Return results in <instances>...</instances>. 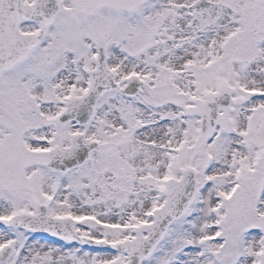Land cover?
Wrapping results in <instances>:
<instances>
[{
	"label": "snow or ice",
	"instance_id": "1",
	"mask_svg": "<svg viewBox=\"0 0 264 264\" xmlns=\"http://www.w3.org/2000/svg\"><path fill=\"white\" fill-rule=\"evenodd\" d=\"M0 264H264V0H0Z\"/></svg>",
	"mask_w": 264,
	"mask_h": 264
}]
</instances>
